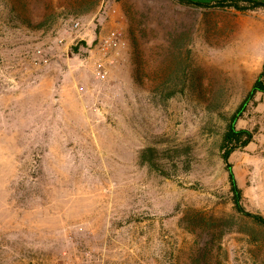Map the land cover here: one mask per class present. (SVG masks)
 Wrapping results in <instances>:
<instances>
[{
	"label": "rangeland",
	"instance_id": "obj_1",
	"mask_svg": "<svg viewBox=\"0 0 264 264\" xmlns=\"http://www.w3.org/2000/svg\"><path fill=\"white\" fill-rule=\"evenodd\" d=\"M233 5L0 0V264H264L222 160L256 75L220 49ZM235 128L252 136L229 156L241 204L264 217V93Z\"/></svg>",
	"mask_w": 264,
	"mask_h": 264
},
{
	"label": "trees",
	"instance_id": "obj_2",
	"mask_svg": "<svg viewBox=\"0 0 264 264\" xmlns=\"http://www.w3.org/2000/svg\"><path fill=\"white\" fill-rule=\"evenodd\" d=\"M182 4H186L195 8H225L228 5L227 1L220 2L214 6H202L201 4L194 3L190 0H176ZM245 3L248 4V7L242 8L237 5H233L235 10L240 13H247L248 11H254L258 8H264V3L254 2L252 0H244ZM257 93H264V66L262 71L259 73L257 78L255 79L254 83L252 84V87L246 94L244 100L241 102V104L237 107V109L234 111V113L229 118V126H228V132L225 136L224 143H223V153H222V160L225 164L226 171L228 173V181L230 184V192L232 194V200L233 205L235 207V210L248 218H251L256 223L264 226V217L260 215H254L251 214L243 208L241 204L242 199V192L239 189L235 175L233 173L232 166L229 163V156L231 153H233L236 149L246 147L252 140V136L248 131L245 130H237L235 128L236 123L239 119H241L245 108L247 105L252 103L255 99V96ZM147 156L146 152H143L140 154V159L142 161L145 160ZM159 165L153 163L152 168L154 170L159 169ZM161 173H164L163 171Z\"/></svg>",
	"mask_w": 264,
	"mask_h": 264
},
{
	"label": "crops",
	"instance_id": "obj_3",
	"mask_svg": "<svg viewBox=\"0 0 264 264\" xmlns=\"http://www.w3.org/2000/svg\"><path fill=\"white\" fill-rule=\"evenodd\" d=\"M190 1L202 6H214L220 2L230 0ZM240 1L244 2V0ZM252 1L264 3V0ZM229 13L236 15V22L232 30H229L225 36H221L222 39H228V43L221 46L220 49L222 53L233 54L236 58V64L244 65V69L256 71V75L248 86L249 91L264 66V8H258L247 13H240L236 10ZM235 45L236 48L233 47ZM211 48L217 47L213 46Z\"/></svg>",
	"mask_w": 264,
	"mask_h": 264
},
{
	"label": "built area",
	"instance_id": "obj_4",
	"mask_svg": "<svg viewBox=\"0 0 264 264\" xmlns=\"http://www.w3.org/2000/svg\"><path fill=\"white\" fill-rule=\"evenodd\" d=\"M80 22L76 21L72 28H80ZM124 46L119 39V35L112 31L108 34L100 36L98 44V53L101 55L94 63L93 77L95 81L103 82L107 79L108 66L117 61L119 51Z\"/></svg>",
	"mask_w": 264,
	"mask_h": 264
}]
</instances>
